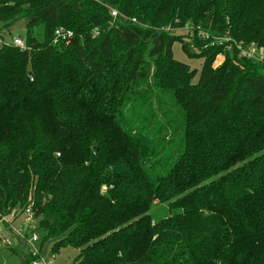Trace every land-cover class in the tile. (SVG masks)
I'll use <instances>...</instances> for the list:
<instances>
[{
  "label": "trees",
  "instance_id": "1",
  "mask_svg": "<svg viewBox=\"0 0 264 264\" xmlns=\"http://www.w3.org/2000/svg\"><path fill=\"white\" fill-rule=\"evenodd\" d=\"M127 5L0 0L27 32L0 44V215L31 205L38 249L70 264H264V64L201 33L264 48V0H158L165 21Z\"/></svg>",
  "mask_w": 264,
  "mask_h": 264
},
{
  "label": "rangeland",
  "instance_id": "2",
  "mask_svg": "<svg viewBox=\"0 0 264 264\" xmlns=\"http://www.w3.org/2000/svg\"><path fill=\"white\" fill-rule=\"evenodd\" d=\"M117 1L121 4L128 3L126 7L127 10L129 9V11L135 15H141V18L144 17L146 18V20H148L149 15H153L154 17L165 21V18L168 15L166 9L165 11H162V12H159L156 9L155 5L157 4L158 0H149V2L145 6H143V3H144L143 0H117ZM152 9H153V12L151 11ZM7 11H8L7 13L10 12L9 9H7ZM177 15H180V10L178 9H176L175 12L172 14V17H173L172 20L161 26L164 30H168L169 33L176 35V36L180 34V32H186L185 26L177 27V25L179 24V20L178 18H174V16H177ZM135 22H137L136 19H135ZM144 23L143 24L139 23V25L144 26ZM8 24L9 22L0 21V44L2 42L14 43L13 41L15 38H20L22 43H24V39L27 36L26 25H25L26 20L22 17H18L17 19H14L9 26H7ZM201 32L202 34H204L202 35L204 36V39H208L209 37L210 40L208 41L210 43L212 44L220 43V45L223 46V49H232L233 48L232 46H234V49L238 51V55L240 54V56L245 55L244 52L246 50V52L247 53L249 52V55L251 56L250 57L243 56V57L250 58L254 61H260L262 64H264V48L262 46H257L254 42H249L245 45H242L241 41L240 43L239 41H237L236 39L230 36L222 37L221 40H213L212 39L213 37H211L208 33H205L203 31ZM31 35L34 36L38 41H42V35L38 28L33 27L31 31ZM173 47L175 49V56L178 59L182 61L183 60L189 61L192 66H199L197 59L191 58V57L188 59L187 57H185L179 52L178 43H175ZM164 100L167 105L174 106V101L171 99V95L169 94L165 95ZM153 105L156 106L155 103H153ZM173 109H175L176 111L180 110V108L178 107H174ZM180 119H182L181 116L178 119V123L180 122ZM149 213L154 220L159 219V218L164 217L167 214V207L164 204L155 202L150 208ZM19 218L20 219L17 220L18 223L23 221V216ZM30 225L31 227L34 228L33 221ZM33 228H31V230ZM23 243H24L23 241H16L11 246H8L0 242V264H24L21 261L20 251L17 253H14L11 250H9V248L16 249L19 246L21 247V245H22V250L29 248L28 245L24 246ZM50 246H51V240L45 241V243H43V246L41 247L42 249L40 252L43 257L49 260L50 264H70L77 252V249H74L71 247H62L56 253H54V257L51 258L49 256ZM37 247L38 246H36V248Z\"/></svg>",
  "mask_w": 264,
  "mask_h": 264
},
{
  "label": "built area",
  "instance_id": "3",
  "mask_svg": "<svg viewBox=\"0 0 264 264\" xmlns=\"http://www.w3.org/2000/svg\"><path fill=\"white\" fill-rule=\"evenodd\" d=\"M111 19L114 20L115 17L119 15V12L115 8H110ZM135 21L134 18H131ZM97 28L94 29V34H96ZM202 33V32H201ZM73 33L70 29L63 26H57L53 30L52 43L56 44L59 42H68L72 37ZM204 35V34H202ZM14 44L18 45L20 48H24L25 45L22 43L20 38L14 39ZM246 52V50H245ZM243 56L250 57L249 52L245 53ZM17 211V210H16ZM15 210L10 211L6 215H0V242L2 244L11 246L16 241H23L28 245L29 252L35 258H32L31 264H50L47 258L43 257L40 253L38 247L36 248L37 234L29 231L31 230V223L34 220V214L31 210V205L26 206L22 211L16 212ZM23 216V221L17 222L19 217ZM27 233V237H26ZM49 256L54 257V253L50 252Z\"/></svg>",
  "mask_w": 264,
  "mask_h": 264
},
{
  "label": "water",
  "instance_id": "4",
  "mask_svg": "<svg viewBox=\"0 0 264 264\" xmlns=\"http://www.w3.org/2000/svg\"><path fill=\"white\" fill-rule=\"evenodd\" d=\"M91 159H92V160L95 159V154H94V152L91 153Z\"/></svg>",
  "mask_w": 264,
  "mask_h": 264
},
{
  "label": "crops",
  "instance_id": "5",
  "mask_svg": "<svg viewBox=\"0 0 264 264\" xmlns=\"http://www.w3.org/2000/svg\"><path fill=\"white\" fill-rule=\"evenodd\" d=\"M21 252H22V254H24L23 251H21Z\"/></svg>",
  "mask_w": 264,
  "mask_h": 264
}]
</instances>
